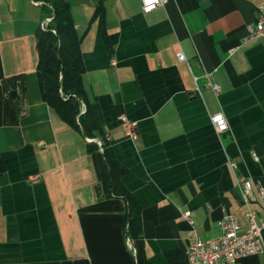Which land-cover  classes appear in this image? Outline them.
Returning a JSON list of instances; mask_svg holds the SVG:
<instances>
[{
    "label": "crops",
    "instance_id": "1",
    "mask_svg": "<svg viewBox=\"0 0 264 264\" xmlns=\"http://www.w3.org/2000/svg\"><path fill=\"white\" fill-rule=\"evenodd\" d=\"M67 1L95 110L93 137L42 99L40 3L0 0V264H136L142 256L198 264L187 257L183 212L202 237H213L225 212L246 224L236 175L264 187V40L247 38L262 0H167L150 12L140 0ZM17 87L18 119L5 123L4 101ZM218 111L228 124L222 132L210 121ZM120 114L137 122L135 140L124 135ZM96 139L128 170L121 182L140 207L133 239ZM252 206L264 222V206ZM235 264H264V250Z\"/></svg>",
    "mask_w": 264,
    "mask_h": 264
},
{
    "label": "trees",
    "instance_id": "2",
    "mask_svg": "<svg viewBox=\"0 0 264 264\" xmlns=\"http://www.w3.org/2000/svg\"><path fill=\"white\" fill-rule=\"evenodd\" d=\"M40 3L42 18H50L45 28L37 31L36 45L38 62L36 74L42 99L58 115L76 128H80L86 137H93L97 129L95 110L84 90L82 75L84 62L81 52V37L78 35L67 0H34ZM101 6L96 5L94 13ZM12 82L11 87H15ZM22 86V82L20 83ZM82 105L85 106L81 112ZM19 107L17 101L7 95L4 101L5 123H16ZM96 142L88 143L89 150L96 147ZM102 154L108 165V182L110 191L122 197L127 204L126 229L131 239L140 234V207L132 194L124 187L121 177L127 173L116 158L112 147L102 139ZM0 160V171L3 170ZM136 264H150L142 256Z\"/></svg>",
    "mask_w": 264,
    "mask_h": 264
},
{
    "label": "built area",
    "instance_id": "3",
    "mask_svg": "<svg viewBox=\"0 0 264 264\" xmlns=\"http://www.w3.org/2000/svg\"><path fill=\"white\" fill-rule=\"evenodd\" d=\"M143 12H150L159 5H163L167 0H140ZM50 18L42 20L41 27L45 28ZM247 38H259L264 40V0L258 6L256 18L247 25ZM180 61L185 60L182 52H177ZM208 86L218 91L219 86L209 78ZM119 123L124 135L132 140L138 136L137 122L128 118L125 114L119 115ZM210 121L218 132L227 129L228 124L223 112L218 111L210 116ZM108 139V136H105ZM101 146L102 141L96 139ZM255 159L257 156L254 152ZM232 168L234 162H230ZM236 182L240 190L241 198L245 207V226L240 222L237 214L225 212L217 221L216 225L219 234L213 237H202L192 219L190 210L183 212V217L189 223L187 233V257L190 262L198 264H235L237 260L245 255L258 253L264 250L262 244V228L264 222L258 220L253 204L264 206V187L256 185L250 178L236 175Z\"/></svg>",
    "mask_w": 264,
    "mask_h": 264
},
{
    "label": "water",
    "instance_id": "4",
    "mask_svg": "<svg viewBox=\"0 0 264 264\" xmlns=\"http://www.w3.org/2000/svg\"><path fill=\"white\" fill-rule=\"evenodd\" d=\"M19 94V88H15V89H12L10 90L9 92V95L12 97V98H16L17 95ZM95 190H96V193L97 195L100 193L101 189H100V185L99 184H96L95 185ZM126 234H127V230H126Z\"/></svg>",
    "mask_w": 264,
    "mask_h": 264
}]
</instances>
